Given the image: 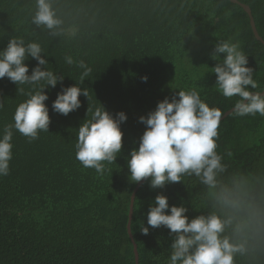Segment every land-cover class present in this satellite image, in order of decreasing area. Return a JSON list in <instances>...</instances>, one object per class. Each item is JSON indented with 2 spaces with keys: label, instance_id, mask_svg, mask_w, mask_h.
Masks as SVG:
<instances>
[{
  "label": "trees",
  "instance_id": "16d2710c",
  "mask_svg": "<svg viewBox=\"0 0 264 264\" xmlns=\"http://www.w3.org/2000/svg\"><path fill=\"white\" fill-rule=\"evenodd\" d=\"M251 9L258 34L264 40V0H239ZM63 20L62 34L49 35L31 24L35 0H0V50L11 37L38 42L48 61L47 68L64 80L45 89L49 99L48 132H39L33 142L13 129L10 172L0 176V264H170V230L147 224L150 204L159 193L169 205L188 208L193 218L207 211V189L195 176L183 182L151 188L150 177L135 192L130 221L133 243L127 232L130 198L137 182L130 177L127 160L138 148L145 125L139 117L154 110L159 101L179 90L195 88L210 107L231 111L238 97L225 98L215 86L212 59L218 40L239 42L248 65L254 69L257 90H264V44L256 39L247 12L230 0H53ZM84 60L92 69L81 88L88 98L78 97L81 107L67 116L52 110L62 87L80 82L82 69L68 65L64 57ZM29 68L34 58L25 61ZM42 68L44 66H41ZM147 76V81L143 77ZM29 85L0 79V134ZM249 88L251 86H248ZM251 90V89H250ZM101 104L127 120L122 150L114 163L102 162L103 176L85 168L76 159L78 128L88 107ZM230 113V112H229ZM221 117L218 151L225 156L230 179L244 177L248 184L264 188V117L258 114ZM226 179V182H228ZM149 227L143 235L140 229ZM237 264H264V247L250 248Z\"/></svg>",
  "mask_w": 264,
  "mask_h": 264
},
{
  "label": "clouds",
  "instance_id": "9594fccd",
  "mask_svg": "<svg viewBox=\"0 0 264 264\" xmlns=\"http://www.w3.org/2000/svg\"><path fill=\"white\" fill-rule=\"evenodd\" d=\"M31 24L53 37L62 34L63 20L53 0H35ZM42 53L40 43H26L20 37H11L6 48L0 50V79L7 77L17 86H30L27 91L23 87L17 89L27 98L16 107L14 123L5 125L0 134V176L10 172L13 129L30 143L39 138V132H48L51 121L45 89L62 84L64 76L47 68L49 63ZM221 53L225 55L218 61L216 57H221ZM211 56L218 61L212 67L216 90L225 98L238 97L229 114L264 117V90L253 91L259 87L253 78L255 71L247 66L248 56L239 42L219 39ZM29 57L38 62L30 75L25 63ZM64 59L68 65L75 64L83 70L79 84L62 87L52 102L54 112L67 116L81 107V94L88 98L87 88L80 85L92 69L84 60L76 61L71 55ZM142 79L146 82L147 76ZM3 107L0 100V109ZM89 112L91 117L78 128L75 155L85 168H94L103 176L106 167L102 162L114 163L121 153V125L127 115L123 111L113 115L102 104L94 111L88 107L87 115ZM223 115L219 107H210L201 99L200 92L192 88L179 90L170 99L165 97L154 110L139 117L145 130L138 148L129 153L131 179L140 182L150 177L151 188L163 189L167 184L183 182L184 176H195L207 189V211L191 219L186 215L187 207L170 206L162 192L149 206L147 224L151 228L163 226L173 236L170 264H237V257L249 254L250 248L257 251L264 247V188L249 185L244 177L224 176L228 170L225 156L231 158L233 153L217 150ZM140 232L147 235L149 227Z\"/></svg>",
  "mask_w": 264,
  "mask_h": 264
},
{
  "label": "water",
  "instance_id": "95a60500",
  "mask_svg": "<svg viewBox=\"0 0 264 264\" xmlns=\"http://www.w3.org/2000/svg\"><path fill=\"white\" fill-rule=\"evenodd\" d=\"M230 1L231 2H234V3H238L247 12V14L249 16V21H250L251 29L253 31L254 36L256 37V39L260 40L264 44V40L258 34L257 29L255 27L254 20H253V17L251 15V9H250V7L247 4L240 2L239 0H230ZM229 112L230 111L225 112L224 115H227ZM146 179H144V180H142L140 182H137V184H136V186L133 189V192L131 194L130 205H129V214H128V222H127V232H128L129 237L131 238L132 243H133V251H134V255H135L136 261H137V258H138V253H137L136 244L134 243V241L132 239V234H131V230H130V221H131V217H132V208H133V200H134L135 192L137 191V189L139 188V186L141 185V183L144 182Z\"/></svg>",
  "mask_w": 264,
  "mask_h": 264
}]
</instances>
